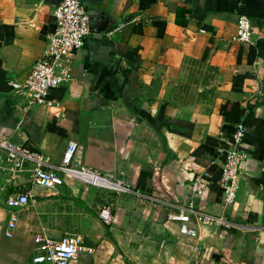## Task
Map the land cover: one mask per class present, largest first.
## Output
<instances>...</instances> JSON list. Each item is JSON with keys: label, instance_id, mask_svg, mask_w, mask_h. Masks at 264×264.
<instances>
[{"label": "crops", "instance_id": "0c3cea01", "mask_svg": "<svg viewBox=\"0 0 264 264\" xmlns=\"http://www.w3.org/2000/svg\"><path fill=\"white\" fill-rule=\"evenodd\" d=\"M59 1L0 0V59L11 83L23 82L41 57ZM80 2L91 26L105 29H91L72 53V79L49 90L48 105L0 93V139L38 152L45 168L59 165L73 142L75 167L124 174L129 192L69 181L37 187L0 162L1 264H32L34 235L65 232L86 248L76 264H264V0ZM239 11L251 21V44L232 41ZM239 123L247 158L226 204L220 150ZM199 177L209 189L194 196ZM15 193H28L30 204L12 211L8 238L5 200ZM107 205L106 230L98 213ZM180 214L188 221L168 219Z\"/></svg>", "mask_w": 264, "mask_h": 264}, {"label": "built area", "instance_id": "2783aa9c", "mask_svg": "<svg viewBox=\"0 0 264 264\" xmlns=\"http://www.w3.org/2000/svg\"><path fill=\"white\" fill-rule=\"evenodd\" d=\"M55 28L45 39L41 57L34 62L27 77L21 83H12L14 93L22 98L29 107L48 105L46 97L49 90L65 85L72 79L71 55L81 49L91 32L89 11L80 0H60L53 11ZM253 32L249 17L242 11L237 13L236 32L232 41L239 44H251ZM246 128L239 123L231 135V142L222 148L221 179L219 185L222 200L233 204L239 190V173L247 154L242 149ZM0 149L4 152L2 166L9 174L28 173L33 186L46 189L62 187L65 181L76 182L83 187L99 191L125 194L129 192L127 183L121 177L104 174L97 170L75 167L72 163L76 144H67L59 165L45 168L41 154L20 148L5 139H0ZM209 189L208 183L199 177L190 185L191 194L202 195ZM30 204L28 193H15L7 196L5 206L11 211L5 236L10 238L16 226L15 210ZM99 218L106 224L112 221V209L104 206L99 210ZM169 220L187 222L184 214L169 215ZM181 231L187 235L194 232L182 226ZM90 250V249H89ZM86 251L82 239L75 233L65 232L58 238L36 234L32 238V264H76L80 255ZM88 251V250H87Z\"/></svg>", "mask_w": 264, "mask_h": 264}, {"label": "water", "instance_id": "95a60500", "mask_svg": "<svg viewBox=\"0 0 264 264\" xmlns=\"http://www.w3.org/2000/svg\"><path fill=\"white\" fill-rule=\"evenodd\" d=\"M106 25L105 22L95 24L91 26L92 32L99 33L105 29ZM2 63L0 59V93L8 94L13 91V84L8 80V73L3 69Z\"/></svg>", "mask_w": 264, "mask_h": 264}, {"label": "rangeland", "instance_id": "374dc122", "mask_svg": "<svg viewBox=\"0 0 264 264\" xmlns=\"http://www.w3.org/2000/svg\"><path fill=\"white\" fill-rule=\"evenodd\" d=\"M12 92H13V91H12ZM12 92H10V93H12ZM94 190H96V189H94ZM96 191L101 192V193L106 192V191H99V190H96ZM106 193H108V192H106ZM108 194H110V193H108ZM111 209H112V207H111ZM112 211H113V210H112ZM112 216H113V212H112ZM104 225H105L107 228L110 227V225L112 226L111 223L104 224ZM113 229H114V233L119 234V232H118V231H119L118 227H114ZM3 250L6 251V248H5V246L2 247L1 244H0V254H1V252H3ZM2 260H3V263H5L4 259H3V258L1 257V255H0V264L2 263ZM189 264H200V260H199V259H196V260L190 262Z\"/></svg>", "mask_w": 264, "mask_h": 264}, {"label": "trees", "instance_id": "16d2710c", "mask_svg": "<svg viewBox=\"0 0 264 264\" xmlns=\"http://www.w3.org/2000/svg\"><path fill=\"white\" fill-rule=\"evenodd\" d=\"M106 230H107V227H106Z\"/></svg>", "mask_w": 264, "mask_h": 264}]
</instances>
